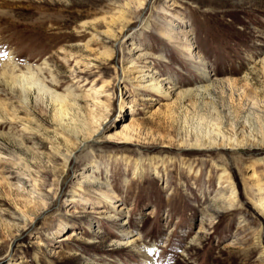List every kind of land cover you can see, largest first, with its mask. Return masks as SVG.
<instances>
[{"label": "rangeland", "instance_id": "obj_1", "mask_svg": "<svg viewBox=\"0 0 264 264\" xmlns=\"http://www.w3.org/2000/svg\"><path fill=\"white\" fill-rule=\"evenodd\" d=\"M8 59L88 138L0 83V264H264V0H0Z\"/></svg>", "mask_w": 264, "mask_h": 264}, {"label": "bare ground", "instance_id": "obj_2", "mask_svg": "<svg viewBox=\"0 0 264 264\" xmlns=\"http://www.w3.org/2000/svg\"><path fill=\"white\" fill-rule=\"evenodd\" d=\"M132 48L137 49L138 45H135V46L132 45L131 49ZM190 51H192V49H190ZM196 60H197V58H196ZM197 62H199L198 64L200 65V68H198L197 71L200 70L199 71L200 74H202V73L205 74L204 73L205 68L203 67L204 64H202L201 60H198ZM0 65L2 68V73L0 74V83L6 85L7 89L10 90L11 93H18L19 94V100L21 103L27 104L28 92L32 88V85H35V88H36L38 94H40V95L47 94L48 95L50 101L53 103V105L55 107V111H56L55 114H56V117L61 122L60 126H61V130H62L61 135L60 134L55 135V137H53L54 143H51L52 148L55 152L60 153V145L67 143L68 139H67V137H65L66 135L71 136L74 139H76V141H78L79 145H84L86 143L85 141L88 138V135L85 136L82 133L80 134L79 133L80 131L76 127H74V126L70 127V126L64 125L63 121H62V119H64L63 117L65 116L64 111L66 110V107L69 105L72 106L75 104V102H74L75 97L70 91L67 90V92L63 93V94L55 92L53 89H51L46 84H44L36 76L35 72L33 71V69L29 65H27L26 70L24 72H21L20 74H14L16 65H14L10 59H8L5 62L0 61ZM201 66H202V68H201ZM205 76H206V74H205ZM133 78L137 79V78H139V76L136 75V76H133ZM164 80H165V78L156 77V75H154V72H151V73L148 72V73H146V76H142L140 80H137L138 83L136 86H138L139 88L144 86V87L148 88L149 90L156 92L159 95H162L164 97H170L172 94V91H173L171 88H173V87L171 85L170 86L166 85L167 83L163 82ZM203 88H205V86ZM184 92L189 93L190 90H185L183 92L181 91L178 93L184 94ZM6 107H7V105H6L5 101L0 100L1 110L5 111ZM121 108H122V105H121ZM11 110H12L13 115H14L15 109L11 108ZM13 117L14 116H12V118ZM0 119H2V118H0ZM86 127H87V125L85 123L84 128L88 129V127L87 128ZM86 131L88 133V130H86ZM62 134H65V135H62ZM89 135H91V133ZM130 137H131V134H130V136L123 135L121 137L122 142H128L131 139ZM216 141L212 140L209 144L212 146L213 145L216 146V145H220L223 143L222 142L223 139L219 140V142H216ZM195 143L200 144L198 139H196ZM227 144L228 145H237V144H239V142H238L237 138L235 137V138L230 139V142H228ZM70 155L69 154L65 155V157H64L65 162L69 159ZM91 167L93 168V169H91V171H87V173L81 172L82 178L88 182L96 181V178L92 173H93V171H96L98 169V167L95 163H93L91 165ZM251 177H253V176H251ZM82 181L83 180H81L80 183H82ZM254 187L256 190V198L253 201L254 207L264 215V181H262L260 179H257V180L255 179ZM230 198H233V197H230ZM114 204H115V202H114ZM114 204H113L112 208H115V207L119 208L121 206V204H118V206L114 205ZM109 216H112V214H110ZM132 242H133V239H129L128 241H126L127 244H131Z\"/></svg>", "mask_w": 264, "mask_h": 264}]
</instances>
